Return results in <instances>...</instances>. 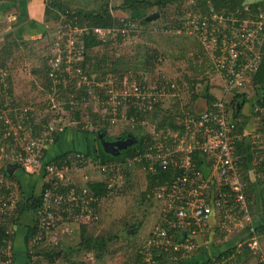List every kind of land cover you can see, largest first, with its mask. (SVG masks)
I'll list each match as a JSON object with an SVG mask.
<instances>
[{"label":"built area","instance_id":"obj_1","mask_svg":"<svg viewBox=\"0 0 264 264\" xmlns=\"http://www.w3.org/2000/svg\"><path fill=\"white\" fill-rule=\"evenodd\" d=\"M179 20V24L166 27L162 32L192 37L200 43L208 60L210 76L216 80L214 83V79H210V84H215L219 94L210 93L214 101L206 105L203 100L205 104L200 111H180L177 116L167 120L163 129L154 128L145 151L125 160L127 167L144 161L151 170L169 169L173 173L170 180L150 193L161 203L164 215L148 235L149 257L145 252L139 254V264H156L154 257L159 256H171L173 261L191 259L201 247L197 238L202 237L212 217L215 214L220 217V213L223 218L231 214L233 227L243 228L245 222V237L227 257L218 260L211 258L209 262L200 261L198 264H238L244 250L254 254L261 250L259 241L264 236L256 233L252 225L247 185L241 177L236 146L243 140L252 167L264 171V94L259 100L254 93L249 105L250 113L245 115L248 123L241 132L237 128L239 119L233 113L237 102L234 107L232 105L234 100L246 97V88L251 86L252 77L261 61L264 8L244 5L242 9L226 12L209 6L205 14H187ZM119 31L95 29V32H105L106 35ZM124 31L120 32L123 34ZM80 32L83 30L80 29ZM56 49L59 54L53 55L48 65L51 83L47 88V110L57 116L60 114L58 106L63 90L70 83L76 92L81 90L86 78L80 68H75V60L70 58L73 57V50L66 51L69 49L67 43H62ZM82 52L83 48L79 54ZM3 75L0 69V77ZM116 81L115 78L109 80L106 77L101 86L109 94V99L105 103L107 108L101 110L100 116L112 115L108 120L111 124L115 123L119 107L124 102L145 112L168 100L180 101L179 88L174 79L161 73L155 72L152 78L144 74L128 85L124 82L122 89ZM93 98L71 95L69 103L86 107L94 102ZM6 109L0 113L4 127L0 126V132L5 140H11L14 148L9 154L1 155L0 160L9 161L28 174H38L44 180L39 194L41 202L36 210L39 233L31 243L38 244L43 240L47 246L55 245L57 237L54 234L58 231V223L68 219L97 218L91 206L88 207L96 199L89 197L86 189H76L74 185L79 181L74 180L75 173L83 171L80 182L84 183H89L86 180H92V175L93 180L94 175L101 176L112 195L125 184L123 170L126 165L122 161L100 164L78 151L69 152L62 162L44 160L45 150L53 143L54 137L67 129L63 123L65 115L61 118L52 116L46 124L39 126L35 136H31L33 114L30 108ZM15 130L24 133L18 134ZM1 204L5 205L3 202ZM80 204H84L85 209L73 214ZM221 226L224 227L223 221Z\"/></svg>","mask_w":264,"mask_h":264},{"label":"rangeland","instance_id":"obj_2","mask_svg":"<svg viewBox=\"0 0 264 264\" xmlns=\"http://www.w3.org/2000/svg\"><path fill=\"white\" fill-rule=\"evenodd\" d=\"M121 1L122 0H63L62 8L59 9L61 14L58 16V19H47V29L43 36L37 35L32 40L26 41V43H21V41L12 39L10 40L14 42L16 46L18 45V47L13 48L7 66L5 69H2L5 75L0 77V113L5 112V110H7L6 108H12L13 110L16 108L19 110L28 107L34 115L37 114L36 121L38 126L46 124L52 116L55 118H61L65 115L66 120H63V123L66 124L67 129L60 135L59 141L56 144L49 146V157H51L52 154L71 150L80 151L87 154L89 157H93V154L98 147L97 142H95L94 134L90 132L96 130V125L91 122L89 116L90 110L93 111L97 109L98 106L96 105V102L92 103V107L91 105L86 107L81 106L80 112L82 116L80 118H74L72 115V112L75 110L71 111V113L69 112V109L66 110V106L70 104V101L66 102L63 98L61 99L60 106H58V110L60 112L59 115H52V111H47L48 90L46 89V82L42 76L44 75L43 67H46L47 64L49 65L50 59L53 55H56L57 53L59 54V51H57L56 48H59L62 43H67L69 49H66V51L71 52V50H73V53H71L73 57L70 56V58L71 60H75V68H80L82 70V74L85 76L86 81L85 83H82L81 86H83L88 94L90 93L89 96L91 98L100 92V89L94 88L95 86L101 87L103 82L106 80V77L109 78V80L113 79V74L105 72V70H99L88 74V71L94 70V61L91 65L92 70L90 69L86 71V73L83 71L81 63L84 60V49L81 54H79V51L84 46L83 38L87 33V29L84 27L82 29L83 32H80V29L74 28L72 26V19L67 17V14L74 13L76 10H100L103 5L108 4L109 7H111V15L116 18H121L126 15L113 9L114 7H117ZM184 5L185 7L187 6L185 3ZM179 9H181V5L179 3L169 4L165 11H162L163 13L161 14L155 13L157 10L156 8H153L150 11H147V17L145 16L146 18H144V21H150V23L156 25L160 31H163V29H165L163 25L167 24L165 22L177 15L178 11H180ZM93 32L95 33L96 38L102 40L107 37H114V35L107 36L105 32L100 34L95 32V30ZM187 38L188 37L173 35L168 36V34H160L158 37H155L158 43V49L161 50L164 55V59L161 61L160 66H158L156 73L164 74L165 76L173 79L178 78L182 82L178 90V93L180 94V101L173 102L168 100L162 104V111L169 116V120H171L172 117L177 116L179 112L183 110L195 109L200 111V109H203L205 104L203 99L198 98L193 104H191V95L198 93L201 94L204 91L207 81L209 80L208 76L211 80L214 79L213 76L209 75V70L207 71L206 64L204 67L205 71L203 69V72H200L199 74L190 73V71L187 70V62L191 59L190 57L194 51V47L191 45L195 42L193 39ZM3 42L4 41L0 38V47ZM71 45L73 46V49H71ZM140 46H147L150 48L154 47L150 38L147 39L145 36L140 35L135 38L129 37L120 44L114 40L109 45L107 44L105 46L100 45L98 47H94L91 51V55L94 56L96 54L100 58V56L107 52L109 57L119 58L124 56L125 58H129V56H134V51ZM188 46L192 47L190 50L192 52H188L186 55H183V53L180 55L178 54L180 53V49H186ZM198 59L199 64L202 63L201 59ZM202 73L203 75H201ZM184 76H188L190 79L194 78L202 80V82L198 81V83L194 84L193 89H191V85L187 84L188 82L185 80ZM215 82L216 80L214 79V83ZM207 85L209 87V93L219 94L215 84L213 85L208 82ZM67 88V90H70L69 93L66 90V94L70 100L71 95H76L77 97L79 95V97L83 96L82 94H79L81 92H76L74 90L73 84L67 85ZM1 90H3L2 93ZM8 90H11V94L7 93ZM246 97L250 100L254 97V90L251 86L246 88ZM246 107L247 104L242 107V113L246 112ZM87 108L89 109L87 110ZM0 126L4 128L1 120ZM78 126H81L84 130H87L86 128L93 129L87 130L88 132L80 131ZM154 126L155 124L153 123L146 125L144 127L143 134H150L154 129ZM120 127L121 125L105 129V136L112 139H118L116 136H120L123 131ZM13 131L14 130H12V132ZM15 131L18 134L24 133L23 131ZM128 135L129 137H135L137 133L133 132V134ZM1 148L2 151H0V157L1 155L9 154L14 146H12L9 140H5V138L2 137L0 140V149ZM46 160L48 161L47 158ZM9 165L13 166L14 164L9 163V161L4 159L0 160V225L2 223L5 224L8 234L12 235L14 232H17V234L13 245L11 242L6 241V248L0 249V264H20L25 259L26 252L31 254L37 250H42L43 246L47 245V243L43 242L41 245L39 243L32 244L30 242L25 248L23 241V228L21 226L18 227L11 225V217L3 219L4 217H2V214L10 216L12 210L15 206H17V201L21 197V192L24 195H29L31 192L40 194L44 180L41 179V176H38V174L23 173L21 168L15 169L13 172V174L16 175L17 181L8 179L5 177V172H7V166ZM82 173L83 171L76 172L74 180L76 178V180L80 182ZM249 173H251V176L253 177V182L255 179L257 181L259 180L264 182V171H254V167H252V170ZM95 176L97 175H94V178H96ZM91 177L92 180L86 181H93V175ZM131 178L134 188L132 187L129 189L126 187L125 191L121 195L115 194L109 200L105 201V199H101L99 201L96 209H94V214L97 216V218H94L95 220L87 219L85 217L76 221L69 220L71 221L69 223L72 224L73 228L66 227V225L68 226V224H66L68 220L63 221L60 225H58L56 230L59 229L58 231L66 234L71 233L72 230L75 229L77 231V229L81 226L80 224L89 220L90 223L94 222L88 224L86 228V231L91 236H101L104 238L113 237L111 241L108 242L107 250L104 253L102 260H97L92 254H84L82 251L76 252L75 259L80 260L84 264H139V254H143L145 252L146 257H149L147 239L152 227L156 224L157 218L160 215L161 203L155 197L152 198L149 196L148 198L149 193L146 196V200L143 201L142 193L145 192L146 189V182L143 174L137 171L134 172ZM259 189L260 188H258V190ZM2 202L5 203V205H2ZM253 214L254 212H250V216L253 217ZM222 221L224 223V227L221 228V230L227 229L226 234L228 236H232L235 231L240 229L233 227L234 223L231 214L226 218L222 217ZM125 222L126 224H129V222H140L141 226L137 232H135V230H131L128 232V235H126V232L124 231ZM216 222H218V219H216ZM243 225L244 227L241 228V230L246 233L247 225L245 222H243ZM207 234V231H205L202 235V240H207ZM71 237L73 238L68 239L69 242L66 241L65 244L76 246L79 242L78 234ZM53 238H55V236H53ZM57 239L59 240V238ZM259 245L261 250L258 253L243 255L238 264H264V236L260 238ZM12 248L17 259V262L13 263ZM2 253L6 256L5 260L2 258ZM38 260L39 262L36 263ZM30 264L48 263L40 257H33ZM55 264L64 263L62 260H59Z\"/></svg>","mask_w":264,"mask_h":264},{"label":"trees","instance_id":"obj_3","mask_svg":"<svg viewBox=\"0 0 264 264\" xmlns=\"http://www.w3.org/2000/svg\"><path fill=\"white\" fill-rule=\"evenodd\" d=\"M195 1V8L198 6L203 7L206 6V2L208 1L211 6L215 10H223L226 9L228 12L230 11H236L239 9H242L244 6V1L245 0H194ZM173 3H179L181 5V9L184 8V3H186V0H122L121 3L117 6L114 7L113 9L119 11L122 14H125L126 16L121 17V18H116L111 15V7H109L108 4L103 5V7L100 10H87V11H80L76 10L74 13L67 14V17H70L72 19V26L76 27L78 29H83L86 27V35L83 38V49H84V60L81 63L83 71L86 73V71L91 69V65L94 61L93 67L94 70L88 71V74L94 73L95 71L99 70H105V72H110L113 74V78H115L118 82V87L122 89V84L126 82L128 85L133 79H140L142 75L144 74H149L151 78L155 74L158 66H160L161 61L164 59V55L161 52V50L158 49V43L155 39V37H158L160 34H164L162 31L159 30V28L156 27L153 23L151 24L150 21L145 22L144 18L147 17V11H150L153 8H156L157 12L155 13H163L167 6ZM61 3H55L53 1H50L51 6L58 7V9H61L62 4ZM258 5H263L264 6V0H260L259 2L250 4L248 7L253 8ZM197 6V7H196ZM181 9L178 11V14H183L185 11L182 13ZM188 7L186 8V10ZM190 9H192L190 7ZM163 11V12H162ZM48 13V12H47ZM142 13V14H141ZM146 16V17H145ZM55 18L57 19L58 16H51L50 18ZM75 17V18H74ZM167 24H164L163 27H169L173 25H177L180 23V20L174 16L173 18L169 19ZM95 29H109V30H125L124 33L118 32L117 34H111L114 35V37H107L102 39H98L95 36V33L93 32ZM161 29V28H160ZM107 35V36H111ZM145 36L147 39H151V43L154 45V47H147V46H140L134 51V56L129 58L119 57V58H114V57H109L107 55V52L104 53L100 58L95 54L94 56L91 55V51L94 47H98L100 45H109L112 41L116 40L118 44H120L122 41L125 39L130 38H135L137 36ZM170 36V35H168ZM174 36V35H173ZM182 37H188V36H182ZM109 38V39H108ZM193 39L195 42L191 46H193L194 51L192 53V56L190 57L191 59L188 60L187 62V70L190 71V73H195L199 74L200 72H203L204 67L207 65L206 69L207 71L209 70V75H210V68L208 67V61L207 57L204 55L202 51V47L200 43L192 37H188ZM187 38V39H188ZM3 44L0 47V69H5L7 66L8 60L11 57L12 50L16 46L14 42L10 41V39H3ZM105 42V44H104ZM23 43V42H21ZM191 46L186 47V49H180L179 55L183 53V55H186L188 52H192ZM128 56V55H127ZM186 57V56H185ZM201 59V62L199 64V59ZM194 61V63H193ZM206 64V65H205ZM48 64L46 67H43V79L46 82V89L49 88L47 86L50 85L51 81L48 77ZM128 71V72H127ZM205 71V69H204ZM194 74V75H195ZM208 74V73H207ZM128 75V76H127ZM203 75V73L201 74ZM185 80L188 82L187 84L191 85V89H193L194 84L199 82H202V80H197V79H190L188 76H184ZM209 78V80H208ZM207 78V84L208 82L210 83V77L208 76ZM174 81L176 84L179 86L182 84L180 79L174 78ZM72 84V83H70ZM69 84V85H70ZM206 84L204 91L201 94H192L191 95V104H193L199 97H201L205 102L206 105H210L214 101L213 96L210 95L208 89V85ZM252 89L254 90L255 95L259 100H261L262 95L264 94V43L261 47V61L259 64V67L255 74L252 77V83H251ZM95 86V89H100V92L97 93V95H94L95 98H93V101L96 102L97 109L96 110H90L89 116L91 122L96 125V130L90 131L92 134H94L95 137V142L99 145V147L96 149L95 153L93 154V159L96 162H99L100 164H110L113 162H123L126 165L125 160L127 158H133L134 156L142 153L145 151L147 144L150 139V134L145 133L143 134L144 127L148 125L149 123L155 124L154 128L159 129V128H164L167 120L169 119V116L162 111V104H159L155 106V108L152 111H145L141 112L137 107H135L132 104L129 103H123L120 105V111L119 114L117 115L116 121L114 124H111L108 120L111 119L112 115H106L104 118H101L100 112L101 110L107 106H105L106 101L109 99V94L107 92H104V89L102 87ZM69 88V87H68ZM67 88V89H68ZM63 90L64 93H62V97L66 102L70 101V98H68L66 94V90ZM70 90H67L69 93ZM3 90H1V93ZM79 94H82L85 97H90V93L82 88L79 90ZM8 94H11V90H8ZM193 93V92H192ZM80 96V95H79ZM78 96V97H79ZM79 99V98H77ZM96 100V101H95ZM258 100V101H259ZM237 102V103H236ZM251 100L248 98H242L240 100H234L232 105L234 107V115L236 119H239V122L237 123V128L242 131V129L247 125L248 123V118L245 116V112L243 114L241 113L242 107H244L246 104H251ZM92 107V104H91ZM48 108V107H47ZM69 109V112L73 111L72 115L74 118H80L81 115V105L77 103H72L68 104L66 106V110ZM89 108H87L88 110ZM48 111V110H47ZM32 121L30 122V126H32V131L31 134L32 136H35L37 134V130L39 128L37 124V114L34 115L32 113ZM88 115V114H87ZM123 116V117H122ZM121 125L120 129H122L121 137H126V139L132 140L134 143L127 147L125 150L120 151L119 156L113 157L110 154H107L101 147V144L98 141V134H103L105 133V129L111 128V127H116ZM80 131H86L81 128V126H78ZM137 133L135 137H129L128 134H133ZM61 134L58 136L56 135L54 137V141L52 144H56L59 141V137ZM2 139V132H0V140ZM124 140V139H123ZM11 141V140H10ZM51 144V145H52ZM237 155H238V160H239V166L241 168V177L244 178L246 181L247 185V197L249 200V208L250 212H254L253 217L251 216V221L252 225L254 226L256 233L259 235L264 234V221L256 220L254 219L255 216H257L258 212L255 211L256 208H259L260 210H264V182L263 181H257L255 180L254 182L252 181L249 172L252 170L251 163H250V157L247 148L245 147V142L239 141L237 143ZM72 151V150H71ZM67 151L63 153L62 155L53 157L52 159H48L49 162H62V160L65 158V156L71 152ZM80 152V151H78ZM82 153V152H81ZM85 154V153H83ZM47 155H49V146L45 150V155H44V160H46ZM88 156L87 154H85ZM139 164V165H138ZM138 164H133L130 167L125 166L123 170V174L125 176V183L124 186L119 189L118 191H114V193L111 195L110 190L108 189V185L105 183L106 181L99 175L95 176L94 180L89 183H84V182H78L74 186L76 189H86L88 191L89 197L92 199H96L95 202H91L88 207L91 206V208L94 210L96 209L97 204L101 199L109 200L111 199L115 194L121 195L124 191L125 188L131 189L134 186L132 185L131 181V176H133L134 172L139 171L141 174L144 176V180L146 182V189L145 192L142 193V199L143 201L146 200V196L148 195L153 198L152 191L155 190V188L162 186L165 184L168 180L172 178V170H162L159 168H155L153 170L149 169V166L146 162L141 161ZM200 166L201 163L199 161ZM17 167L16 169H18ZM23 173L28 174L25 172L23 169H21ZM94 172H97L94 170ZM204 174V169L202 170ZM94 174V173H93ZM206 175V174H205ZM135 176V175H134ZM5 177L14 181H17L16 175L13 173L11 175H8L7 172H5ZM42 179V177H41ZM128 180V182H127ZM44 184L41 187V190L43 188ZM260 188L258 190V188ZM257 188V190H256ZM257 191V192H256ZM41 193V191H40ZM21 197L18 200L16 208L12 210V213L10 216H7V214H2V217L5 218H10L11 221L10 224L13 226H21L23 228V241H24V246L25 248L28 246V244L31 242L34 236H36L39 233V227H38V222H37V215H36V210L37 207L40 205L41 202V195L38 194V196H35L33 192L29 195H24L22 192L20 193ZM116 195V196H117ZM231 199V198H230ZM84 208L85 205L80 204L79 209L77 208L73 214H79L81 213L80 209ZM161 211L160 215L157 218L156 224L159 225V221L163 217V211L162 207L160 205ZM28 212L31 214V217H29L28 222L24 221L25 214L27 215ZM260 213V212H259ZM263 213V212H262ZM58 214V213H57ZM85 214V213H84ZM263 214L260 215L262 217ZM221 216V215H220ZM223 215L221 216L222 219ZM253 218V220H252ZM91 220H95L94 218H89ZM72 221V220H71ZM68 219V226L66 227L73 228L72 224H70ZM94 223V222H91ZM89 220L86 222H83L80 224V228L75 230H72L71 233H66L64 234L61 231L55 232V236L59 238L57 239V243L55 245L51 246H43L42 250H37L34 253L29 254L26 252L25 259L23 262L20 264H30L31 260L33 257H40L44 259L48 264H55L57 261L62 260L64 264H84L80 260L75 259L76 252H83L84 254H92L95 259L97 260H102L103 255L107 250V245L108 242L111 241L113 237H101V236H91L87 231V225L91 224ZM58 223V225H60ZM65 224V222H64ZM57 225V227H58ZM154 225V226H155ZM141 226L140 222H134L126 224L124 223V231L126 232V235H128V232L131 230H135V232L138 231L139 227ZM152 227V229L154 228ZM59 230V229H58ZM76 231V232H75ZM134 232V233H135ZM151 232V231H150ZM17 232L11 234H8L6 231L5 224L2 223L0 225V249H5L6 248V241L11 242L12 245L15 240ZM78 234L79 242L76 244V246H72L70 244H65L66 241L69 242L68 239H72L73 235ZM58 235V236H57ZM62 236V239H61ZM245 237V233L243 232L242 239ZM240 240V239H239ZM43 240L39 242V244H43ZM233 248L227 249L224 252L220 253L216 257H211L207 256L206 254H202L201 250L198 249L195 251L194 254L197 255L200 254V256L203 257V259L206 261H210L211 258H215L218 260L220 257L224 258L227 257L231 252ZM198 251V252H197ZM13 262H17L15 253L13 251ZM246 254H254L251 253L249 250H244L243 254L239 257V260L243 257V255ZM139 256V255H138ZM137 256V258H138ZM140 257V256H139ZM2 258L3 260L6 259V256L3 255L2 253ZM156 260V264H198L201 260H196L195 257H192L189 260L185 261H173L171 260V256H159L154 257ZM39 260L36 262L38 263ZM137 263V262H136ZM239 263V262H238ZM144 264V263H143Z\"/></svg>","mask_w":264,"mask_h":264},{"label":"crops","instance_id":"obj_4","mask_svg":"<svg viewBox=\"0 0 264 264\" xmlns=\"http://www.w3.org/2000/svg\"><path fill=\"white\" fill-rule=\"evenodd\" d=\"M50 1H53L55 3H61L63 5V0H0V38L2 40L7 38L10 40L12 39L26 43V41L32 40L37 35L43 36L47 29V19H49L51 16H59L61 14L58 7L50 5ZM185 4H187L186 7H188V9L186 10V7L184 6V8L181 9V12L183 13L185 11V13L175 15L178 19L183 18L187 14H205L209 6H211L208 1L206 2V6H196L197 8L194 7V0H186ZM249 5L247 4L245 6ZM190 7L192 9H190ZM258 7L264 8L263 5H258ZM223 10L228 12V10L226 9ZM245 110V114L249 115V104H247ZM63 153L65 152L52 154L51 157L47 155V159H52L53 157L62 155ZM255 170L259 169L254 168V171ZM250 177L253 181V177L251 176V174ZM255 211L258 212V215L255 216L254 219L258 221L260 220V222L264 221V210L259 211V208H256ZM220 214L222 216V213ZM261 214H263L262 217H260ZM221 216L219 217L217 214H215L210 220L208 228L206 230L208 233L206 236L207 240H202V237L197 238V241L201 246L200 250L202 254H206L207 256L209 255L211 257H216L225 250L234 248V246L240 240H242L243 230H241V228L239 229V227H234L239 230L235 231L232 236H228L226 234L227 229L221 230V228L219 227V222L222 221ZM216 219H218V222H216ZM200 254H194L193 257H195L196 260L205 261L203 257L200 256Z\"/></svg>","mask_w":264,"mask_h":264},{"label":"water","instance_id":"obj_5","mask_svg":"<svg viewBox=\"0 0 264 264\" xmlns=\"http://www.w3.org/2000/svg\"><path fill=\"white\" fill-rule=\"evenodd\" d=\"M259 0H246L244 2L245 5H249V4H253V3H256L258 2ZM4 35V34H3ZM98 140L100 141V144H101V147L103 148V150L107 153V154H110L111 156L113 157H117L119 156L120 154V151L122 150H125L127 147H129L130 145H132L134 142L132 140H119L118 142L114 143V146H115V152H110L106 149V144L103 142V137L101 135H99L98 137ZM116 144V145H115ZM16 169V166L13 165V166H7V174L8 175H11L14 170Z\"/></svg>","mask_w":264,"mask_h":264},{"label":"flooded vegetation","instance_id":"obj_6","mask_svg":"<svg viewBox=\"0 0 264 264\" xmlns=\"http://www.w3.org/2000/svg\"><path fill=\"white\" fill-rule=\"evenodd\" d=\"M99 135H101L102 137H103V142L106 144L105 146H106V149L108 150V151H110V152H115V146H114V143H116V142H118L119 140H128V139H126V137H121V136H116L118 139H115V138H110V137H106L105 136V133H103V134H98V136ZM130 140V139H129ZM99 141V140H98ZM99 143H100V141H99ZM116 145V144H115ZM98 147H99V145H98ZM97 147V148H98ZM103 149V148H102ZM33 194L35 195V196H38V193H35V192H33ZM17 203H18V201H17ZM15 208H16V206H15ZM29 217H31V214L28 212V214L26 215L25 214V217H24V221L25 222H28V220H29Z\"/></svg>","mask_w":264,"mask_h":264}]
</instances>
